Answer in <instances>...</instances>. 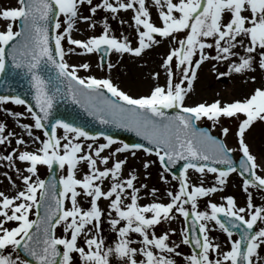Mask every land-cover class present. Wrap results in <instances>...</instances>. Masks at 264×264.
I'll list each match as a JSON object with an SVG mask.
<instances>
[{"label":"snow or ice","instance_id":"obj_1","mask_svg":"<svg viewBox=\"0 0 264 264\" xmlns=\"http://www.w3.org/2000/svg\"><path fill=\"white\" fill-rule=\"evenodd\" d=\"M84 4L90 6L89 11L93 14L98 7L112 14L131 10L138 37L136 46H132L127 38L112 36L107 22L103 23L102 34L98 36L86 40L71 38L78 19L90 20L79 13ZM153 4L158 10V24L152 21L145 0H116L115 6L109 0L96 6H92V0H19L17 7L0 11V21L5 22L0 27V73L7 70L10 62L12 69L30 77L35 110L14 94L0 95V104L25 106L34 128L44 130L41 140L32 135L28 124H21L20 127L39 146L35 151L13 149L0 157L10 166H14V159L26 164L24 171L28 173H20L24 187L13 197L0 192V264H25L19 256L21 251L34 264H176L172 256L180 255L178 245H169L167 231L160 235L155 233L156 226L173 219L175 214L191 221L190 233L186 228L181 237L183 244H190L195 250L184 256V264H264V256L258 252L264 246V226H260L264 225V206H254L249 196L246 206L238 207L229 196L224 198L223 204L209 202L206 211L198 210V200L222 190L226 178L237 168L230 157L232 149L194 128V121L202 117L214 123L221 117L236 118L238 128L234 135L242 154L239 172L244 177L243 188L246 192L250 186L264 191V176L256 171L261 166L244 139L255 122H264V86L255 88L242 100L223 105L219 101L191 107L183 103L197 69L206 60L231 61L229 72L240 74L258 68L264 74V0H153ZM61 15L64 17L62 22L55 19ZM14 26L20 30L14 31ZM89 27L94 24L89 23ZM154 37L171 38L179 46L172 48L162 61L167 72L166 84L154 87L149 95L139 98L119 90L110 79L79 77L77 67L70 66L64 59L66 53L62 41L65 39L85 53L98 52L106 56L114 51L139 57L158 42ZM206 49H214L216 54L206 55ZM197 53L199 58L194 60ZM234 57L237 59L233 60ZM173 62L176 71L181 73L179 82L175 83ZM108 66L112 67L111 64ZM79 67L85 71L89 69L87 63ZM45 68L54 69L59 83L67 84V96L73 103L99 100V107L93 103L82 106L101 124L115 123L117 127L135 131L151 148L141 144L130 148L124 144L102 156L101 153L115 143L110 136L104 135L105 143L96 144L97 137L80 127L61 120L50 122L59 89L51 92V81L41 74ZM155 78L156 74H153ZM185 82L187 86L182 87ZM101 90H106L112 99L104 97ZM169 109L175 114L167 115ZM9 115L18 118L21 114ZM60 129L63 135H58ZM222 132L227 135L229 129L223 128ZM12 136V132L6 133L5 124L0 123V144L10 142ZM82 141L92 143L83 145ZM15 144L25 145V141L18 138ZM133 148L156 155L165 173L170 174L173 166L183 162L179 175L172 176L179 188L167 192L169 202H156V189L153 188L150 192L154 201L141 205L140 189L147 185L136 187L134 170L122 179L127 157L120 159L117 154L130 152L135 155ZM81 163L86 164L87 172L78 179L76 172ZM98 163L104 167H97ZM38 165L49 169L53 165L66 168V175L59 178L58 195L54 181L46 183L38 177L32 179L36 177ZM217 165L226 167L222 170ZM148 167L145 162L144 168ZM189 169L202 176L215 174L216 186L191 184L187 174ZM16 171L20 172V169ZM106 180L110 181L107 190L102 187ZM81 196L88 201L86 209L79 204L78 197ZM101 199L109 202L107 224L115 233L114 242L107 246L101 235L104 222V210L98 203ZM66 200L71 207L65 208ZM34 206L43 209L44 214L37 220H30L29 213ZM9 222H15V226L6 227ZM211 222L226 235L227 250L209 239ZM58 226L63 229L62 237L55 234ZM33 228L35 231H30ZM234 236L237 238L233 239ZM80 238H83L82 245ZM9 248L12 254H5V249ZM211 254H217L216 259H211Z\"/></svg>","mask_w":264,"mask_h":264},{"label":"rangeland","instance_id":"obj_2","mask_svg":"<svg viewBox=\"0 0 264 264\" xmlns=\"http://www.w3.org/2000/svg\"><path fill=\"white\" fill-rule=\"evenodd\" d=\"M111 0H109L110 2ZM114 3H116V0H112ZM95 1L92 0V6H96L93 4ZM98 2V1H97ZM126 2V0H124ZM19 1L18 0H0V11H3L4 9H10L15 8L18 6ZM146 6L148 7V10L150 12V16L153 22L159 23L157 16H158V10L155 8L153 4V0H145ZM98 4H101L98 2ZM89 5L84 4L80 9L79 13L82 16L90 17V20L88 22H84L81 20H77L74 24V28L71 32V38L78 39V40H86L89 37L92 36H98L102 34V25L104 22H107L110 28V34L114 37L116 35L120 39H124L126 36L132 39L134 35H131V32H122L121 27L123 28L130 27V22L133 13L131 12V16L129 17L130 13L125 11V13H119L118 17L112 16L110 12L104 11L102 8H97V11L95 14L91 13L89 11ZM138 7V6H137ZM107 13V14H106ZM119 16H121L123 23H121V20L118 19ZM64 20V17L61 16V22ZM5 22L0 21V27H3V24ZM89 23H93L94 27L90 28ZM131 26L134 29L135 26L131 22ZM58 32L60 30H57ZM180 38L182 34H179ZM158 38H155V40ZM167 42H165V47L167 45H171L172 39L168 38L166 39ZM161 41V40H158ZM164 44L161 42H157L152 44L146 51L141 54V56L136 58H131V56H128V54H118L111 52L109 55L108 62L104 66V68H100L98 64V56L95 52L93 53H85L81 49H76L74 45H69L67 43V39L62 41V46L65 50V62L68 63L70 66H76L78 71L77 75L81 78L92 76L97 79H110L112 82H116L119 86L121 91L125 92L129 96L133 98H138V96L143 95L146 96L150 89H153L156 85L160 86L163 85L165 82L164 77V68L161 66L160 60H162L164 54L162 51H166L165 49H162V46ZM168 48L171 49V48ZM69 49H74L73 51H69ZM208 55V53H206ZM116 60H119L118 66L114 69V62ZM133 60L142 61L140 67H142V64L146 66V71L148 70V73L144 75L143 78L139 79V81L134 80L136 78L135 76L131 75L132 71L129 72L131 68V64ZM87 63L89 65V69L85 71L84 69L80 68L79 66L82 64ZM109 64L112 65L111 68H109ZM129 69V70H128ZM207 67H205L200 74L202 75L201 78L197 79L196 81V91H194L193 94L188 95L185 97L184 105L185 106H195L199 105L201 103L208 104L215 101H219L221 105L226 103H231L236 100H242L246 96H248L255 88L262 87L264 85V74L261 73V78L258 80H253V73L247 74L241 79V81L233 82L230 74L226 71H219L216 72L213 76H210L209 72L207 71ZM257 71V70H255ZM254 72V71H253ZM162 74L161 80L159 79H153L151 76L153 74ZM220 73H226V76L228 77V82L226 85L219 84L216 80V76ZM249 73V72H245ZM209 85L207 87L201 86L202 81H205L209 77ZM140 78V75L138 76ZM205 78V79H204ZM179 79V78H178ZM142 80V81H140ZM136 81V82H135ZM134 82L133 86L131 87L132 83ZM177 82V78H174V83ZM179 82V80H178ZM142 83V91L139 89V85ZM139 84V85H138ZM135 85V86H134ZM184 84L182 85V87ZM151 91V90H150ZM9 113H20L21 115L17 118L13 115H9ZM0 123L5 124L6 126V133L12 132L13 136L9 138L10 142H5L4 144H0V157L5 156L6 154H9L12 152L13 149L18 150H27V151H35L36 148L39 146L38 143L33 142L32 137L28 136L27 133L23 128L20 127L21 124H28L31 127L32 135L34 137H39L41 140L44 139L41 132L34 128V124L31 121V116L27 111L21 106V105H5L0 104ZM205 124L213 129V133L222 138L226 146L230 149H232V152L234 155H239L238 151V139L235 137L234 133L238 128V121L236 118L228 119V120H218L217 122L213 121H206ZM223 128H228L229 132L227 135H224L222 132ZM58 135H63V131L58 130ZM23 139L25 141V145H16L15 140L16 139ZM246 144L248 145L251 154H253L256 158V162L259 166L256 169L258 175L264 176V122H255L250 130L246 132V135L244 137ZM102 143V141H98L96 144ZM83 144V141H82ZM88 143H85V145ZM117 147H120L119 145H111L109 149H105L104 152L101 153L102 156L109 155L110 151H115ZM85 151H88L85 148ZM127 157V163L123 167L122 171V179L127 178V175L130 171L134 170L135 175L137 176V180L134 182L137 188H140L141 184L147 185V188H141L140 189V197L139 203L141 205L147 204L148 202H153L154 197L151 195L150 190L156 189V202L161 203H167L169 202V199L167 197L168 191L175 192L179 188V184L176 180H173L171 177H169L160 167L158 161L154 157H150L146 154L141 153H135V155H132L130 152L125 153H118L117 158L123 159ZM145 162H148L149 167L147 169L144 168ZM111 163V161H110ZM12 165L10 166L9 162L5 159H0V192L4 193L9 198L13 197L18 190L23 189L22 180L19 178L20 173H23V175H28L24 169L27 167L26 164H23L19 162L18 160H13ZM97 167L103 168V165L97 164ZM39 170L41 167H38ZM16 169H20V172H17ZM87 172V167L85 163H81L78 165V170L76 172V178L82 179L83 175ZM44 171L41 173L43 176ZM66 174V168L61 169L60 176ZM193 173L189 174V182L191 184H200L201 181H203V186H207L206 183L209 179L214 180L213 174L207 175L204 174L203 176H196L192 175ZM40 175L39 171H37L36 177H32L33 180L37 178ZM161 176L164 177V180L161 179ZM235 177H230L226 183L225 186L228 185H235L237 188H241L244 190L243 185L238 178L237 175H234ZM9 177H11V180H9ZM195 178L197 180H195ZM167 181V183H165ZM110 181L106 180L102 186H106L104 189L107 190L108 184ZM2 185L4 188H2ZM223 185V186H224ZM222 186V188H223ZM245 191V190H244ZM248 191H252V189L249 187ZM247 191V192H248ZM246 192V191H245ZM221 190L217 191L215 193H212L208 197H203L198 200V202L201 201H214V196H220ZM252 203L254 206H264V193L258 194L252 192ZM79 204L82 208H87L89 206L88 201L84 197H78ZM127 202V201H125ZM99 207L103 209L104 200L101 199L99 202ZM246 204V201H245ZM236 205L238 206V196L236 198ZM71 207V204L68 200L65 201V208ZM34 207L31 209L33 210ZM32 211H30L31 213ZM33 213V212H32ZM33 217V215H32ZM32 217H29L30 220H32ZM176 220H178V234L181 235L183 232V226L181 222V216L178 214H175L173 219L168 221H162L163 223L155 228V233L157 235L163 234L165 232L162 231V228H167L168 226L175 225ZM15 226V222H9L6 227L11 228ZM264 226V225H261ZM55 234L58 237H62L64 235L63 229L58 226L55 230ZM110 241L115 240V233H110ZM133 238L136 239L137 237L133 235ZM83 241V238H80V242ZM108 239L106 240L107 245H110V242ZM138 247V245H134ZM177 251L180 253L179 256L173 255L172 258L176 261V264H182L184 261V256L190 255L188 249L186 246H183L181 249L177 248ZM5 254H12L11 249H5ZM213 254L210 255V258L212 259ZM13 258H15V255L13 254ZM137 259H140V257H137ZM26 264V263H25Z\"/></svg>","mask_w":264,"mask_h":264},{"label":"bare ground","instance_id":"obj_3","mask_svg":"<svg viewBox=\"0 0 264 264\" xmlns=\"http://www.w3.org/2000/svg\"><path fill=\"white\" fill-rule=\"evenodd\" d=\"M237 58H233V60H236ZM231 61H224V60H219L218 62V66H221L223 68H226L228 69V64L230 63ZM132 71V76L136 75V80H138V76L140 75V77L144 74V69L143 68H140V69H137V68H133L131 69ZM205 79V78H204ZM232 79H233V82H238L239 81V74L238 73H234L233 76H232ZM56 84H57V87H55L54 89H51V92L52 93H55L57 89H59V94L56 96V100H54V103H53V108L52 109H63V110H66V111H69V112H74V111H77L79 109L82 108V105L84 104L83 100L81 102V104H76V103H73L71 101V99L68 98L67 96V84H60L59 81L55 80ZM208 83H209V80L206 79L205 81H202L201 83V86H205L207 87L208 86ZM196 83H194V86H195ZM24 91L25 93L29 96L31 102H33L32 100V90L30 88V84H29V80L27 82H25L24 84ZM97 119V118H96ZM99 125V120H96V123L94 124V126H97ZM229 193L228 192H225L223 194V196H219L218 199L216 200V202H220L222 200V198L228 196ZM218 204V203H216ZM219 205V204H218ZM211 235L212 236H217V233H216V229H213L211 228V231H210ZM210 239V238H209ZM215 242L216 244H219L221 247L223 246V241L219 238L218 236L216 237L215 239Z\"/></svg>","mask_w":264,"mask_h":264},{"label":"water","instance_id":"obj_4","mask_svg":"<svg viewBox=\"0 0 264 264\" xmlns=\"http://www.w3.org/2000/svg\"><path fill=\"white\" fill-rule=\"evenodd\" d=\"M53 48V47H52ZM15 72V77H16V82L15 84H11L12 81V74L6 72L5 74H2L0 76V94H5V93H9L11 91H14L16 93V95L20 96L21 98H23L26 102L28 101L26 98H24L23 96L25 95V97L28 98V95L25 93L24 88L22 86V78H23V74L20 73L19 70L14 69ZM51 74V71H50ZM99 101V100H97ZM85 102V101H83ZM96 103V102H94ZM65 118V122H73V119L71 117H64ZM47 130L50 131V128H48ZM57 195H58V190H56ZM37 212H38V218L40 216H42L44 214L43 209L37 208ZM37 218V219H38ZM30 231H35V228L31 229ZM27 260H31L30 257H27L23 254V252H20ZM32 264H34V262H31Z\"/></svg>","mask_w":264,"mask_h":264}]
</instances>
